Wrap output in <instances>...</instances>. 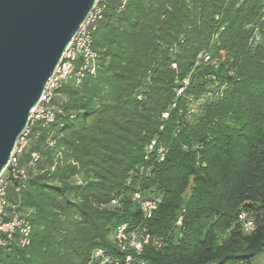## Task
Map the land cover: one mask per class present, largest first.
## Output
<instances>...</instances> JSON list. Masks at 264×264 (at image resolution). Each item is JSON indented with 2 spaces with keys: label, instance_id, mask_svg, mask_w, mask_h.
<instances>
[{
  "label": "trees",
  "instance_id": "trees-1",
  "mask_svg": "<svg viewBox=\"0 0 264 264\" xmlns=\"http://www.w3.org/2000/svg\"><path fill=\"white\" fill-rule=\"evenodd\" d=\"M98 3L99 68L61 84L52 122L28 124L7 197L30 243L0 264H87L140 219L135 191L160 198L150 233L181 216L176 243L144 249L151 264L250 262L264 253V0ZM241 210L255 213L250 233Z\"/></svg>",
  "mask_w": 264,
  "mask_h": 264
},
{
  "label": "water",
  "instance_id": "water-1",
  "mask_svg": "<svg viewBox=\"0 0 264 264\" xmlns=\"http://www.w3.org/2000/svg\"><path fill=\"white\" fill-rule=\"evenodd\" d=\"M97 0H0V172Z\"/></svg>",
  "mask_w": 264,
  "mask_h": 264
},
{
  "label": "built area",
  "instance_id": "built-area-1",
  "mask_svg": "<svg viewBox=\"0 0 264 264\" xmlns=\"http://www.w3.org/2000/svg\"><path fill=\"white\" fill-rule=\"evenodd\" d=\"M98 1L64 49L62 57L46 81L36 105L30 111L29 123L36 120L52 122L55 118V109L51 101L61 84L68 80L78 84L84 77L96 74L100 55L93 46L92 32L95 30L96 21L101 16ZM126 2L127 0H120V7ZM26 133L27 129L18 137L6 166L0 172V250L8 249L13 241H16L20 246L30 243L31 223L17 210V205L7 197L10 177L18 176L17 155L26 143L24 138ZM153 143L154 141L147 146L148 151L152 149ZM158 153L161 159L164 149L159 147ZM38 156L36 152L31 153L32 159H36ZM19 173L22 175V171ZM131 199L137 206L140 219L136 223L123 221L117 224L112 231V245L109 248L97 247L93 249L87 264H151L144 256V249L146 247L155 250L162 249L169 239L173 238L174 230L181 224V216L177 217L174 229L169 231L166 236L152 234L147 230L144 221L152 216L160 198H148L143 196L140 191H135ZM237 221L244 231H249L254 227L253 219L244 210L239 211Z\"/></svg>",
  "mask_w": 264,
  "mask_h": 264
},
{
  "label": "rangeland",
  "instance_id": "rangeland-1",
  "mask_svg": "<svg viewBox=\"0 0 264 264\" xmlns=\"http://www.w3.org/2000/svg\"><path fill=\"white\" fill-rule=\"evenodd\" d=\"M205 60H207V57H206V56L201 57V55H198V57H197V59H196V64H200L201 62H203V61H205ZM173 67H174V65H173ZM98 68H99V67H98ZM186 84H187V81L185 80L184 85H186ZM182 89H183V87L178 88V89H177V94H180ZM204 96H206V97L209 96V93L206 94V95H204ZM209 97H210V96H209ZM202 100H203V99H199L198 101L194 102V104H193L194 109H195V108L197 109V107H199V105L202 103ZM112 202H115V201H112ZM248 215L251 216V218L253 219L254 227H253V229H251V230H249V231H244V230H243L244 233H250L251 231L254 230V228H255V226H256V222H255V213H250V212H249ZM179 237H180V230H179V228H176V229L174 230V233H173V242L176 243V242L178 241ZM248 263H249V264H264V253L256 254V255L251 259L250 262H248V261H246V260H239V261H234V262H233V264H248Z\"/></svg>",
  "mask_w": 264,
  "mask_h": 264
}]
</instances>
